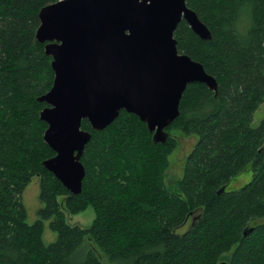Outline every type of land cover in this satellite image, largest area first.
I'll use <instances>...</instances> for the list:
<instances>
[{
  "label": "trees",
  "instance_id": "obj_1",
  "mask_svg": "<svg viewBox=\"0 0 264 264\" xmlns=\"http://www.w3.org/2000/svg\"><path fill=\"white\" fill-rule=\"evenodd\" d=\"M56 1L0 0V264H264V118L253 124L264 102V0H187L212 37L183 19L177 46L217 90L187 85L166 143L127 110L101 130L84 119L92 137L77 194L42 165L55 154L39 99L54 70L36 32L40 9ZM175 130L198 139L169 188ZM248 171L247 183L231 187ZM37 176L43 205L30 223L23 192ZM89 207L90 227L68 221ZM46 220L57 234L50 243Z\"/></svg>",
  "mask_w": 264,
  "mask_h": 264
},
{
  "label": "water",
  "instance_id": "obj_2",
  "mask_svg": "<svg viewBox=\"0 0 264 264\" xmlns=\"http://www.w3.org/2000/svg\"><path fill=\"white\" fill-rule=\"evenodd\" d=\"M39 18L36 38L54 70L39 99L47 103L40 115L55 154L42 165L74 194L83 188L81 158L92 137L84 119L101 130L127 110L147 123L154 142L166 143L187 85L217 90L204 65L178 49L174 33L183 19L200 37H212L187 0H59Z\"/></svg>",
  "mask_w": 264,
  "mask_h": 264
},
{
  "label": "rangeland",
  "instance_id": "obj_3",
  "mask_svg": "<svg viewBox=\"0 0 264 264\" xmlns=\"http://www.w3.org/2000/svg\"><path fill=\"white\" fill-rule=\"evenodd\" d=\"M262 118H264V102L255 112L253 124L257 126ZM171 133L172 136L177 139V147L169 156V167L165 175V182L169 188L174 187L175 181L182 176L186 158L198 139L196 134L186 135L181 130L171 131ZM250 179L251 173L249 171L243 172L233 179L231 187H239L247 183ZM23 201L27 209L28 222H35L38 219L39 209L43 205L40 200V178L38 176L34 177L25 188L23 192ZM95 215L94 208L89 207L76 214L67 213V219L73 225L78 224L83 228H88L91 226ZM43 238L46 243H50L57 238L56 232L50 227L49 220L45 221Z\"/></svg>",
  "mask_w": 264,
  "mask_h": 264
}]
</instances>
